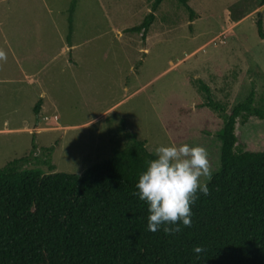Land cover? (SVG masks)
<instances>
[{"label": "rangeland", "instance_id": "1", "mask_svg": "<svg viewBox=\"0 0 264 264\" xmlns=\"http://www.w3.org/2000/svg\"><path fill=\"white\" fill-rule=\"evenodd\" d=\"M153 1L76 0L73 47L60 52L71 0H0V48L7 53L0 62V169L35 143L36 155L53 146L54 172L80 174L125 147L131 133L154 154L161 145H202L218 171L223 120L198 107L207 93L197 79L227 111L252 87L256 104L264 105V36L256 24L259 13L264 35V4L187 0L196 13L191 20L178 0H162L147 30H130L152 12ZM35 19L43 30L32 27ZM55 19L59 39L55 29L50 35ZM41 87L48 98L37 120ZM54 114L57 121L44 120ZM235 133L245 150H264V118H238ZM33 153L23 167L48 173Z\"/></svg>", "mask_w": 264, "mask_h": 264}, {"label": "trees", "instance_id": "2", "mask_svg": "<svg viewBox=\"0 0 264 264\" xmlns=\"http://www.w3.org/2000/svg\"><path fill=\"white\" fill-rule=\"evenodd\" d=\"M161 1L154 0L152 12L130 30H147ZM178 1L191 20L196 17L187 0ZM75 4L71 0L68 7V41ZM256 24L263 37L259 13ZM197 82L207 93L198 107L217 111L223 126L217 134L219 169L207 182L209 194L198 192L191 205V227L180 223L181 231L171 235L163 226L148 230V204L136 184L156 157L134 134L80 174L54 172L53 146L36 155L32 143L26 155L0 169V264H264V150H245L235 133L238 118H264V105L256 104L252 87L227 111L211 99L205 82ZM41 103L34 106L36 115ZM32 153L48 173L23 167ZM198 245L205 249L199 258L193 251Z\"/></svg>", "mask_w": 264, "mask_h": 264}, {"label": "clouds", "instance_id": "3", "mask_svg": "<svg viewBox=\"0 0 264 264\" xmlns=\"http://www.w3.org/2000/svg\"><path fill=\"white\" fill-rule=\"evenodd\" d=\"M6 61L7 53L0 48V62ZM155 157L136 184L139 199L148 204V230L156 232L163 226L166 234L179 233L180 223L192 226L191 205L197 193L209 194L207 181L213 175L209 153L202 145L173 143L158 146ZM193 251L199 258L205 249L198 245Z\"/></svg>", "mask_w": 264, "mask_h": 264}, {"label": "crops", "instance_id": "4", "mask_svg": "<svg viewBox=\"0 0 264 264\" xmlns=\"http://www.w3.org/2000/svg\"><path fill=\"white\" fill-rule=\"evenodd\" d=\"M32 27H34L35 28V31L37 32V31H41V30H43V26H42V24H38V19H35L34 21L32 20ZM34 24V25H33ZM50 25H51V34L50 35H52V33H53V29H55V32H56V36L58 37V39H59V34H57L58 33V28H57V24H56V19H55V21H53V20H51V22H50ZM38 28H40V30H38ZM73 28H74V25H73V27H72V30H73ZM47 32V34H48V31H46ZM49 35V34H48ZM49 35V36H50ZM71 35H72V32H71ZM67 40V37L65 38V40L63 41L62 39H61V47H60V52H69V51H71L72 50V47H73V45H72V43H70V40L68 41H66ZM60 42V41H59ZM68 42V43H67ZM45 53V51L43 50V48H42V45H40V47H39V57H40V62L42 63V55ZM35 55V54H34ZM34 55L33 56H30V57H28V58H23V60H26V59H31L32 57H34ZM34 61V60H33ZM32 63V62H31ZM25 76H29L27 73H25ZM34 83L36 84L37 83V81H34ZM37 91H38V97H39V99H41V106H40V108H39V111H38V114H37V120L39 119V117H40V115L41 114H43V112L45 111V105H46V100H47V98H48V94L46 93V89H44L43 87H41V88H35ZM38 101V100H37ZM58 119H59V116H58ZM57 119V120H58ZM56 120V121H57ZM37 123L38 122H36V125H37ZM5 125H7V122L5 123ZM36 125L34 126V127H36ZM38 126V125H37ZM44 128H47V127H42V129H44ZM19 129V128H18ZM23 129H26L25 127L23 128ZM6 130H10L9 128H7ZM38 130H41V128L40 129H38V127H37V131Z\"/></svg>", "mask_w": 264, "mask_h": 264}, {"label": "built area", "instance_id": "5", "mask_svg": "<svg viewBox=\"0 0 264 264\" xmlns=\"http://www.w3.org/2000/svg\"><path fill=\"white\" fill-rule=\"evenodd\" d=\"M58 119V115L54 114L51 118H49L48 116H44V120L45 121H56Z\"/></svg>", "mask_w": 264, "mask_h": 264}]
</instances>
